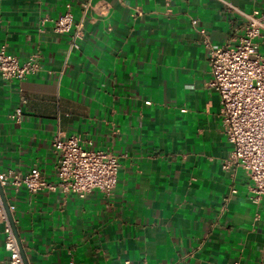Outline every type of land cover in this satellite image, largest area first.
<instances>
[{"label": "crops", "instance_id": "0c3cea01", "mask_svg": "<svg viewBox=\"0 0 264 264\" xmlns=\"http://www.w3.org/2000/svg\"><path fill=\"white\" fill-rule=\"evenodd\" d=\"M87 1L0 0V48L42 64L23 81L0 75V172L55 182L60 132L120 163L110 195L6 190L29 264H264V208L242 169L222 167L231 146L204 44L241 38L245 20L226 3L264 14V0H90L74 50L55 22L80 20ZM5 242L0 221V264Z\"/></svg>", "mask_w": 264, "mask_h": 264}, {"label": "built area", "instance_id": "2783aa9c", "mask_svg": "<svg viewBox=\"0 0 264 264\" xmlns=\"http://www.w3.org/2000/svg\"><path fill=\"white\" fill-rule=\"evenodd\" d=\"M226 6L241 14L245 20L241 38L236 44L221 46L204 42L209 50L212 74L208 87L220 96V116L231 146L229 157L222 167L226 171L242 169L252 182L253 202L264 208V54L258 50V41L264 34V14L257 11L245 14L229 3ZM81 7L83 17L80 20H75L69 12L55 22V33L68 35L74 50H80L84 40L91 1ZM193 25L196 26L197 21H193ZM200 33L205 35L203 30ZM41 70L38 54L21 63L7 53L5 46L0 48V75L5 81H23L38 75ZM146 104L151 105L152 102ZM22 115V110L16 108L8 118L20 122ZM52 147L58 154L55 182L47 181L37 168L26 174L6 170L0 172L4 193L7 189H25L32 195L59 193L65 197L73 195L84 199L94 191L110 195L116 188L120 163L114 155L95 149L92 142L86 144L78 136L65 137L61 132L55 136ZM232 194H237V191L232 190ZM9 210L13 213L15 207L9 205ZM0 221L5 228V248L10 264H24L1 196Z\"/></svg>", "mask_w": 264, "mask_h": 264}, {"label": "water", "instance_id": "95a60500", "mask_svg": "<svg viewBox=\"0 0 264 264\" xmlns=\"http://www.w3.org/2000/svg\"><path fill=\"white\" fill-rule=\"evenodd\" d=\"M0 196L2 198V202L4 204L5 210H6L7 214H8L10 223H11L12 228H13V231L15 233V236H16V239H17V242H18V246H19V249H20V253H21L22 260H23L24 264H29L28 259H27V256H26V253H25L24 248H23V245L21 243V240H20V237H19V234H18L16 225H15L14 218L12 216V213L9 210V204L7 202V199L5 197L4 190L1 187V185H0Z\"/></svg>", "mask_w": 264, "mask_h": 264}]
</instances>
